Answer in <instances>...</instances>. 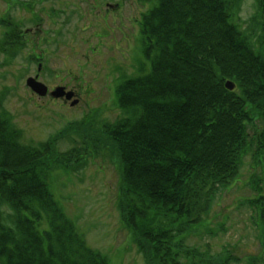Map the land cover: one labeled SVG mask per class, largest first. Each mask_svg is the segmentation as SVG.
I'll list each match as a JSON object with an SVG mask.
<instances>
[{"label": "trees", "instance_id": "16d2710c", "mask_svg": "<svg viewBox=\"0 0 264 264\" xmlns=\"http://www.w3.org/2000/svg\"><path fill=\"white\" fill-rule=\"evenodd\" d=\"M142 1L155 3L140 23L145 54L153 59L151 73L125 79L116 93L118 100L126 89L154 88L143 107L119 106L114 124L83 118L50 142L31 148L20 144L0 103V219L9 218L14 237L18 227L26 231L40 222L50 227L46 234L38 233L39 243L28 241L23 256L15 257L18 262L22 258L18 264H110L90 250L76 221L50 189L57 170L77 173L100 156L120 174V223L146 264L242 262L232 254L213 255L190 246L188 240L201 232L199 226L211 214L217 194L240 179L247 157H252L253 167L264 170V0H255L256 15L247 27L240 18L243 0ZM155 75L159 82L152 81ZM162 81L167 95L153 84ZM227 81L236 85L233 92L226 89ZM167 98L162 108L173 103L170 111L153 118ZM136 109L148 114L131 124L127 112ZM218 111L230 119L228 129L238 139L215 154L208 151V126L194 136L189 128L213 120ZM130 131L139 134L130 140ZM65 139L73 149L61 153L58 144ZM205 158L213 162L214 171L197 168ZM249 206L261 251L246 264H264V195L249 200ZM14 241H0V264L11 261L13 244L18 246Z\"/></svg>", "mask_w": 264, "mask_h": 264}, {"label": "rangeland", "instance_id": "374dc122", "mask_svg": "<svg viewBox=\"0 0 264 264\" xmlns=\"http://www.w3.org/2000/svg\"><path fill=\"white\" fill-rule=\"evenodd\" d=\"M18 2L29 8L22 9L17 4L10 9L0 0V20L10 13L11 19L18 21L22 30L29 31V44L15 61L0 57V95L8 93L3 104L14 118L13 128L20 135L21 143L26 146L46 142L63 128L67 129L69 123L81 124L85 114V118L95 117L98 125L115 121L119 112L111 111L110 106L107 108L108 92L103 87L120 72L134 76L132 64L145 60L141 44L134 55L136 59L131 56L139 32L135 21L144 6L128 0L123 4L122 13L116 15L108 11V0ZM256 11L255 0L242 1L240 18L245 27ZM37 17L41 19L40 24ZM59 19L61 22L54 24ZM56 30L61 33L58 38L53 36ZM99 41L101 44L97 46ZM33 51H46L41 82L49 88L69 86L75 89L74 93L80 99L78 106L54 104L31 93L26 80L36 74V66L30 62ZM72 147L68 139L58 144L61 152ZM112 166L105 158H98L76 175L63 189V196L67 198L66 210L78 218L89 246L99 250L110 264H146L120 223L117 209L119 178ZM259 187L264 195V170L253 167V159L249 156L240 179L218 193L211 214L205 218V227L189 238V245L208 249L213 255L232 254L241 259L240 264L258 256L261 251L258 230L253 224L254 210L249 206V200L257 198ZM53 189L57 191L56 187Z\"/></svg>", "mask_w": 264, "mask_h": 264}, {"label": "bare ground", "instance_id": "6f19581e", "mask_svg": "<svg viewBox=\"0 0 264 264\" xmlns=\"http://www.w3.org/2000/svg\"><path fill=\"white\" fill-rule=\"evenodd\" d=\"M42 1H43L42 3H44V2L50 1V0H42ZM105 1H107V0H105ZM108 1H110V2L116 1L115 3L106 2V6L108 7V11L112 12L113 14L120 15L122 12L120 11L119 6L121 4L127 2L128 0H108ZM138 1H142V0H138ZM142 6H144V11H142L139 14L138 20L135 21V24L138 26L139 32H138V39H137L138 42L136 41L134 44V47H136V49L132 50L131 56H132L133 60L136 59L134 55L136 54L137 50L140 49V43L143 41V37L141 35L140 23L142 22L143 16L145 14H147L152 8H154L155 3L154 2L147 3V2L142 1ZM64 13H65V11H64ZM37 19H38V17H37ZM57 22H61V20L60 19L56 20L54 24H58ZM6 26H7V21L5 19H1L0 20V37L2 36V33L5 30ZM83 30L84 31L88 30V27L84 28ZM42 33L45 37L46 36L45 32H42ZM46 34H47V32H46ZM53 36H54V38H58L59 36H61V33L58 30H56V31H54ZM100 44H101V41H99L98 45H100ZM143 54H144V58H145V60L143 62H140L138 64H136L134 62L132 64L133 68H134V72H135L134 76H128L124 72L123 73L120 72L115 77V79H109L108 80L109 83L107 84V86L105 85V87H103V89H105L107 92H111L115 95L113 88H114V90L118 89L116 92L120 93L121 89H120V87L118 88V84L121 83L123 79L138 78V76L150 74L151 73L150 68L152 67L153 59L147 58L144 51H143ZM152 81L159 82L156 75L153 77ZM84 84H85V82H84ZM153 84L157 87V92L159 91V92L163 93V95H167V91H166V93H164L161 90L162 87L165 86L163 81L161 83H153ZM228 84L229 83H226L225 87H226V89L229 90V88L227 86ZM86 85L91 86L90 83L89 84L86 83ZM234 90H229V92H233ZM155 92H156V90L152 87L142 88L141 85H138L136 87H132L131 89H126L123 92L124 97L121 99H118V100L115 99V100L111 101V105L113 106V110L114 109L116 110L117 108H119V106H121V108L133 109L137 106L136 104L143 107L147 97L148 96L150 97ZM166 101L168 104L169 98H167V99L163 100V102L159 103L158 107L156 108L155 112L153 113V118H158L160 116V114H161L160 117H162V116L164 117L165 116L164 113L170 111L171 106L174 104L172 103L169 106L162 108L166 104ZM127 103H133V105L129 106ZM212 106H213V109L218 108L216 104H213ZM175 111L176 110L172 111V113L175 115L174 117H176ZM209 111H212V110H209ZM160 112H163V113H160ZM127 113H130L128 118H131V124L139 123L138 118L140 117V115L143 114V116H146L148 114L147 111H144V110L140 111V109L131 110V111H128ZM197 115L201 116L199 118L200 122H205L206 118L202 113H200V114L197 113ZM222 116H223V113L218 111L215 113L213 120L210 119V120L206 121L203 125H195V124L191 123L190 128H189V129H191L190 131H192V132H189V135L194 136L193 132H195L196 130H202V129H204L203 127L208 126L209 130L212 133V135L209 139L211 146L208 147V151L212 152V153L214 152L215 154H218V152L220 150H222L223 148H225L227 145H229V144L232 145V144L236 143V141L238 139V136L234 135L233 131L228 129L230 123H232L229 121L230 119L229 118H223ZM115 121H113V122L104 121V122L105 123L107 122L109 124H114ZM135 134L138 135L139 133H135L133 131H130L128 133L129 139L131 140L133 137L136 138ZM31 148H34V147H31ZM107 162L110 163L109 161H107ZM213 167H215L213 162L210 161L208 158H205L203 163L197 164L198 169L204 168V171H208L209 173L211 171L215 170V168H213ZM103 168H104V165L102 167V170H103ZM119 168H120V165H119ZM116 174L118 177H120L119 172L116 171ZM52 215H55V212ZM9 223H10L9 218L0 219V241L6 240L7 242H12L13 240H15L14 242H18V246L16 244H13L16 251H15V254L12 256L11 261L8 262L9 264H18L19 262H22V258L18 262L17 258H15V257L23 256V253L26 251V246L29 244L28 241L30 240V242L32 244H35L36 242L39 243L40 239H39L38 233H40L41 235L46 234L50 227L48 225V222H40V223L33 224L26 231H24L22 228L18 227L19 230L16 228L17 235H16V237H14L10 233V230L8 229V227L13 229L14 226L10 225ZM59 227L60 226L58 223H55L53 225V228H55V229H58ZM90 250H92V251L94 250L96 252H99L97 249H93L92 247H90Z\"/></svg>", "mask_w": 264, "mask_h": 264}, {"label": "water", "instance_id": "95a60500", "mask_svg": "<svg viewBox=\"0 0 264 264\" xmlns=\"http://www.w3.org/2000/svg\"><path fill=\"white\" fill-rule=\"evenodd\" d=\"M28 84H29V86H30L34 91H36L39 95H41V96H45V95H46V93H47V89H46L44 86H42V85L36 83L34 80H30ZM227 86H228V88H229L230 90L233 89V87H232L230 84H228ZM62 92H63L62 89L57 90V92L55 93V96H56V97H60V96H62ZM67 98H68V99H71V98H72V94L68 95ZM75 104H76V103H74L73 105H75Z\"/></svg>", "mask_w": 264, "mask_h": 264}]
</instances>
